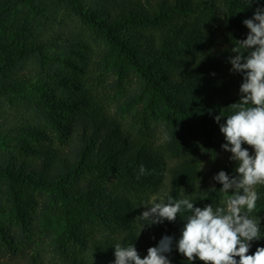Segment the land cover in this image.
Listing matches in <instances>:
<instances>
[{
	"label": "trees",
	"instance_id": "1",
	"mask_svg": "<svg viewBox=\"0 0 264 264\" xmlns=\"http://www.w3.org/2000/svg\"><path fill=\"white\" fill-rule=\"evenodd\" d=\"M218 1L225 13L223 46L210 39V9L203 1L150 0L143 4L108 0L110 10L87 8L79 0L63 1L101 34L102 44L115 48L123 62L137 73L139 82L115 105L118 114L113 115L95 109L93 99L75 80L65 82L68 95L32 99L34 104L29 109L35 110L36 121H41V125L28 127L35 143H23L18 146L23 156L0 163L1 242L14 241L11 224L17 221L22 228L34 201L30 191L37 189L38 196L43 197L35 201L40 209L57 206L56 220L62 236L54 242L52 254L65 256L63 264H114L117 243L133 244L143 258L147 249L166 235L173 238L172 251L166 253L170 264H203L199 259L187 261L175 247L183 217L189 213L181 212L174 222L150 225L156 228L153 238L130 228L84 241L77 218L87 214L97 225L130 223L134 206L127 197L111 191L114 179L133 188H154L159 192L156 202H166L171 195L174 200L188 198L194 207L219 204L222 185L213 177L220 171L234 176L236 162L230 160L231 154L226 160L212 154L205 158V167L196 166L194 156L200 148L207 151L208 143L206 147L203 141L193 144L190 138L194 133L205 137L209 129L220 133L214 117L221 115L220 123H224V117L232 112L230 105L239 101L242 74L230 71L229 58L235 55L231 49L237 40L246 38L248 29L243 21L250 19L257 7L264 8V0L251 5L247 0ZM24 6L33 11V17L10 23L4 12ZM45 13L52 22L59 12L49 0H0V78L10 89L20 85L17 76L7 71L14 63L11 44L23 62L37 59L36 53L49 48L55 39L39 28ZM60 77L54 75L55 80ZM133 105L136 112L130 109ZM157 110L170 118L162 120L164 141L152 145V149L142 142L140 134L134 133V122ZM124 111L126 119L120 116ZM141 164L147 170L143 175L139 174ZM256 191L260 197L257 209L264 213V186H258ZM261 231L264 233L262 226ZM67 240H72L74 247L80 245L82 254L69 247L63 249ZM257 247H264V235L251 242L248 254ZM21 255L24 260L11 264H46L39 255Z\"/></svg>",
	"mask_w": 264,
	"mask_h": 264
},
{
	"label": "rangeland",
	"instance_id": "2",
	"mask_svg": "<svg viewBox=\"0 0 264 264\" xmlns=\"http://www.w3.org/2000/svg\"><path fill=\"white\" fill-rule=\"evenodd\" d=\"M63 1L49 0L50 4L53 3L54 9L59 12L56 20L50 22L49 15L45 13L42 21L39 22V28L44 30L43 33L48 32L55 39L49 48H44L40 53H36L37 59L29 58L27 60L25 58L26 60L22 62L20 55L14 49L16 47L14 43L9 47V50L14 53V63L8 67L7 71L17 76L20 85L16 86V84V88L10 89L8 83L4 80L1 81L0 78V163L10 160L13 156H23L18 153V146H22L23 143L30 145L35 143V139L30 138L33 134L28 129L29 126L41 125L40 120L36 121L35 110L29 109L32 108L34 103L31 101L35 97L40 100L49 94L68 95L65 82L75 80L80 83L83 91L93 99L95 109L100 110L101 113L105 111L109 115H113L118 114L115 105L122 102L139 82L137 73L123 62L114 50L115 48L102 44L101 34L94 27L82 21ZM127 1H139L144 4L150 0ZM197 1H203L202 3L206 4L205 8L208 5L210 9L211 18L207 26L210 39L215 41L218 46L225 45L226 22L223 5L218 0ZM79 2L85 4L87 8L96 7L110 10L108 0H79ZM4 13L10 23L33 17V11H29L27 6L12 8L9 12ZM55 74H60L62 77L55 80ZM130 109L136 112L135 105ZM120 116L126 119L128 114L125 112ZM168 118H170L168 115H163L158 110L151 115L148 112L144 119L139 117L138 121L134 122V133L140 134L142 142L153 149L152 145L161 143L165 139L162 122L167 121ZM185 128L187 130L188 127ZM220 133L209 129L205 137L199 133H194V136L189 137L193 144L197 142L200 145V142L203 141L202 143L206 147L208 143L207 151L200 148L198 155L193 158V164L199 167L203 164L205 167V158L207 159L212 154H217L220 160L228 158L231 153L222 149L221 145L226 141L223 134ZM242 147L248 148L249 153L253 154V150L248 145L245 144ZM110 188L114 194L127 197L134 206L135 214L129 215L130 223L123 226H112L110 223L97 225L92 223L93 217L86 214L77 218L81 239L85 241L93 236L108 235L114 231L130 228L143 237L153 238L156 228L145 224L147 222L141 220L140 215L147 210L146 205H150L156 200L159 192L152 187L125 186L124 182H120L118 179L112 180ZM36 190L31 189L30 191L34 201L28 209V218L22 228L18 226L17 221L15 224H11L10 230L15 238L14 241L5 244L0 240V264H11L12 261L24 260L21 254L39 255L46 264H63L62 259L65 256L52 254L54 242L62 236L61 225L56 220L59 216L57 206H51L48 209H43V206L40 209V205L35 201L39 202L38 200L43 197L38 196ZM223 195L220 197L219 204ZM252 216L260 218V224L264 231V213L257 209L252 213ZM65 243L66 246L63 249L69 247L71 251L82 254L80 245L74 247L72 240H67Z\"/></svg>",
	"mask_w": 264,
	"mask_h": 264
},
{
	"label": "clouds",
	"instance_id": "3",
	"mask_svg": "<svg viewBox=\"0 0 264 264\" xmlns=\"http://www.w3.org/2000/svg\"><path fill=\"white\" fill-rule=\"evenodd\" d=\"M253 2L256 0H247L248 5ZM243 24L247 36L236 41L231 49L235 55L229 58L230 71L242 74L240 99L230 105L232 112L224 117V123H220L221 115L214 117L226 141L221 147L236 162L234 176L220 171L213 177L222 185V201L215 208L212 204L200 208L188 198L174 200L169 195L166 202L154 200L146 205L147 210L140 215L145 224L152 225L174 222L181 212L189 213L183 217L186 222L175 242L176 250L189 262L199 259L203 264H264V247L248 254L251 242L264 235L260 218L252 216L260 199L256 189L264 186V8L257 7ZM245 144L253 154L242 147ZM146 171L141 164L139 174ZM172 245L173 238L163 236L141 258L133 244L117 243L114 264H170L166 253L172 251Z\"/></svg>",
	"mask_w": 264,
	"mask_h": 264
}]
</instances>
